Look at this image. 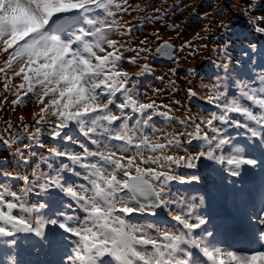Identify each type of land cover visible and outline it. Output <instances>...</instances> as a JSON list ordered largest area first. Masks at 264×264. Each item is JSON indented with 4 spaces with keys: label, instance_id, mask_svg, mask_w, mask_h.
<instances>
[{
    "label": "snow or ice",
    "instance_id": "1",
    "mask_svg": "<svg viewBox=\"0 0 264 264\" xmlns=\"http://www.w3.org/2000/svg\"><path fill=\"white\" fill-rule=\"evenodd\" d=\"M229 2L0 0V264H264V0Z\"/></svg>",
    "mask_w": 264,
    "mask_h": 264
},
{
    "label": "rangeland",
    "instance_id": "2",
    "mask_svg": "<svg viewBox=\"0 0 264 264\" xmlns=\"http://www.w3.org/2000/svg\"><path fill=\"white\" fill-rule=\"evenodd\" d=\"M167 3L170 6H175L173 10L176 11L178 22L183 21L192 9H196V12L191 16L190 24L187 26L189 34L196 29L199 23V17L202 16L205 11L211 13L216 7H219V5H228L230 7L229 0H167ZM220 18L228 20L229 24L237 26V29L243 19L242 17H237L234 11L230 12L227 11V9H225ZM217 22H219V20ZM221 31L223 30L221 29ZM188 63L194 69L192 75L197 81L200 77L210 75L213 71L210 59L196 58L195 60H190ZM181 75H183V73H181ZM5 151L4 145L0 144V153Z\"/></svg>",
    "mask_w": 264,
    "mask_h": 264
}]
</instances>
